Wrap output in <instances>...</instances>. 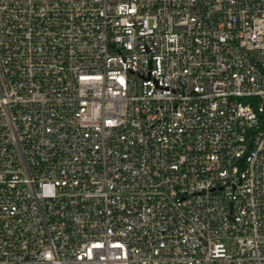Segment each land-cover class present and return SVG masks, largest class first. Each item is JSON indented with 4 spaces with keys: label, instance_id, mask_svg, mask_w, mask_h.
Masks as SVG:
<instances>
[{
    "label": "built area",
    "instance_id": "built-area-1",
    "mask_svg": "<svg viewBox=\"0 0 264 264\" xmlns=\"http://www.w3.org/2000/svg\"><path fill=\"white\" fill-rule=\"evenodd\" d=\"M0 264H264V0H0Z\"/></svg>",
    "mask_w": 264,
    "mask_h": 264
},
{
    "label": "rangeland",
    "instance_id": "rangeland-1",
    "mask_svg": "<svg viewBox=\"0 0 264 264\" xmlns=\"http://www.w3.org/2000/svg\"><path fill=\"white\" fill-rule=\"evenodd\" d=\"M48 1H56V0H48Z\"/></svg>",
    "mask_w": 264,
    "mask_h": 264
}]
</instances>
